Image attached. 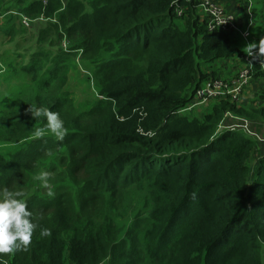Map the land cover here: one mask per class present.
<instances>
[{"label":"trees","instance_id":"obj_1","mask_svg":"<svg viewBox=\"0 0 264 264\" xmlns=\"http://www.w3.org/2000/svg\"><path fill=\"white\" fill-rule=\"evenodd\" d=\"M14 2L38 23L37 42L22 53L26 65L10 60L16 51L0 57V142L17 147L0 155V192L22 191L37 228L27 249L0 261L264 264L259 142L219 132L227 114L264 123V106L222 99L202 120L179 114L241 36L211 31L202 0ZM76 78L89 94L79 105ZM30 105L60 114L63 141L33 138L46 119L34 120ZM42 170L52 198L34 178Z\"/></svg>","mask_w":264,"mask_h":264},{"label":"clouds","instance_id":"obj_2","mask_svg":"<svg viewBox=\"0 0 264 264\" xmlns=\"http://www.w3.org/2000/svg\"><path fill=\"white\" fill-rule=\"evenodd\" d=\"M254 50H257L254 52ZM243 51L253 59H260L264 63V37L259 43H251ZM28 111L34 120L45 118L44 127L36 128L33 132V138H43L46 134H51L57 141H63L68 134L64 120L61 119L58 112L52 111L47 107L30 105ZM52 173L42 170L36 175L35 180L40 182V187L46 189V195L50 198L55 196V190L50 183ZM22 191H9L7 189L0 192V254H14L21 248L27 249L32 242L34 230L37 225L30 217L32 213L28 209L27 200ZM195 198V193L193 194ZM51 235V230L42 228L41 237ZM0 264H3L0 261Z\"/></svg>","mask_w":264,"mask_h":264},{"label":"crops","instance_id":"obj_3","mask_svg":"<svg viewBox=\"0 0 264 264\" xmlns=\"http://www.w3.org/2000/svg\"><path fill=\"white\" fill-rule=\"evenodd\" d=\"M220 6H222L227 12L233 13L237 17V24L240 26L242 32H245V35L239 34L243 41H239V37H236V40L234 42V47L237 51L236 56L233 59L230 60H220L219 62L211 65L209 68L207 67L208 71L216 72L218 77H222L224 79L229 78H235L238 76V74L245 69L247 65V59L249 56L245 54V52L242 50V46L246 47L251 43H257L258 41L264 37V0H213ZM251 8V11L254 14V19L250 21L248 10ZM200 14L202 17V20H205L206 18L204 12L200 10ZM11 19H16L15 16L9 15ZM21 25V18H18ZM1 23V21H0ZM254 27V28H253ZM6 32L5 29H2ZM2 32H0V36L2 35ZM4 32L3 38L5 37L6 33ZM249 37V38H248ZM248 38V39H246ZM35 45H32V48L27 50L28 52L32 53L34 51ZM4 54L2 49H0V57ZM214 67V68H213ZM264 80L257 81V82H251L250 86L244 90V94L241 96L239 104L242 106H246L250 101H255L254 104L262 106V103L264 101H259V93L261 92L260 88H262ZM219 100H211L208 101L201 106H199L198 109L190 112V115H193L191 118H198L202 120L206 115H209L212 113L213 108L219 103L217 102ZM187 115V114H182ZM233 115V114H231ZM235 116V115H233ZM189 117V116H188ZM237 117V116H235ZM235 119L231 117H227L222 124L225 126H232L234 125ZM250 128L252 131L261 137H264V123L263 122H252L250 124ZM226 128H220L219 132H222ZM231 131L230 129H226ZM236 131L237 133H242L246 135V137H252L248 135V133L244 129H236L232 130ZM254 138V137H253ZM258 142V141H257ZM9 151V148H5L3 146H0V155H6ZM263 151V152H262ZM264 157V144L259 143V152L255 157V160H253V166L257 165L260 158Z\"/></svg>","mask_w":264,"mask_h":264},{"label":"built area","instance_id":"obj_4","mask_svg":"<svg viewBox=\"0 0 264 264\" xmlns=\"http://www.w3.org/2000/svg\"><path fill=\"white\" fill-rule=\"evenodd\" d=\"M64 1V0H63ZM47 4V0H44ZM201 12L203 11L208 21V26L211 31L215 29H221L226 33H239L245 35L242 32L240 26L237 24V17L235 14L227 12L222 6L214 2L213 0H202L200 6ZM8 14L12 16H19L23 25L28 26L30 22H34L32 19L25 16V14L19 11H13ZM178 15H182V11H178ZM250 21L254 19V14L251 8L248 10ZM23 19V20H22ZM64 48L67 49V44L64 42ZM257 50H254V52ZM257 63L264 69V63H261L260 59H253L249 56L247 59V65L238 76L235 78H212L206 81L196 92L193 100L183 109L179 114H187L199 108L202 104L211 100L230 99L232 102L239 103L241 96L245 93L244 90L250 86L253 81V67ZM227 117L234 118L236 123L232 126H225L222 124L220 128H226L230 130L244 129L248 132V135L254 137L259 143L264 144V137L256 135L250 128L251 122L246 119L235 117L231 114H227ZM225 118V119H226ZM251 129V132L249 131ZM263 152V151H262Z\"/></svg>","mask_w":264,"mask_h":264},{"label":"rangeland","instance_id":"obj_5","mask_svg":"<svg viewBox=\"0 0 264 264\" xmlns=\"http://www.w3.org/2000/svg\"><path fill=\"white\" fill-rule=\"evenodd\" d=\"M13 11H19L24 14L23 8L21 6H15L14 0H0V21H1L0 32L3 31L2 29L6 30V32L3 31L2 35L0 36V49H2L4 54L9 50L18 52V53H15L16 60H14L12 56L10 57V60H13L15 62L17 61V64L19 66H23L29 62L31 55L30 56L23 55L22 53L31 49L32 45H36V42H37L36 30H37L38 23L30 22L28 26L23 25L22 23L20 25V21L18 20V18H20L19 16H17L16 19H13V18L11 19L10 17H8L9 15H11L8 13L13 12ZM11 27H12V31L9 32L8 30ZM4 32L6 33V35L3 38ZM235 34H238V33H232L231 36L234 37ZM235 37H239V36L236 35ZM239 41L240 42L243 41L242 38H239ZM241 48L243 50L245 46L244 47L242 46ZM216 78H219V77L216 76ZM79 80L80 78L75 79V83L73 84V87L71 89L72 95L75 96L76 105H79L81 100L89 99L88 98L89 94L86 88V84L78 83ZM2 81L4 82L5 80H2ZM16 82H17L16 80H13V83H16ZM5 85L9 86V82L6 81ZM6 89L4 93H6ZM260 90H261L260 94H262L264 92V85L262 86V88H260ZM220 101L221 100L217 102H220ZM262 106H264V103H262ZM187 114L189 115V118L193 116V115H190V113H187ZM249 131L251 132L250 128H249ZM240 136L246 137V135L242 133H240ZM0 146L9 148L11 150V151H8L9 154L10 152L15 151L17 148L15 144H7V143H1V142H0Z\"/></svg>","mask_w":264,"mask_h":264}]
</instances>
